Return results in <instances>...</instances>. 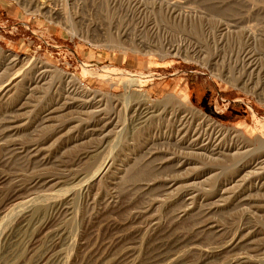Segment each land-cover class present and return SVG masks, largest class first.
<instances>
[{
	"label": "rangeland",
	"instance_id": "374dc122",
	"mask_svg": "<svg viewBox=\"0 0 264 264\" xmlns=\"http://www.w3.org/2000/svg\"><path fill=\"white\" fill-rule=\"evenodd\" d=\"M39 1L0 0V264H264V0Z\"/></svg>",
	"mask_w": 264,
	"mask_h": 264
},
{
	"label": "bare ground",
	"instance_id": "6f19581e",
	"mask_svg": "<svg viewBox=\"0 0 264 264\" xmlns=\"http://www.w3.org/2000/svg\"><path fill=\"white\" fill-rule=\"evenodd\" d=\"M38 6H40V8H42V9H45V10H52V8H51V5H49V3H48V1H46V0H40L39 1V3L37 4ZM45 12V11H44ZM53 13V12H52ZM124 40V39H123ZM111 43V42H110ZM131 45V44H130ZM1 50V49H0ZM11 55V54H10ZM12 56H14V57H16V58H14V60L13 59H11V60H13V63L14 64H16L17 62H18V58L19 57H17V54L15 55V54H12ZM26 57V56H25ZM23 59V58H22ZM27 59V58H26ZM25 59V60H26ZM12 63V64H13ZM13 64V65H14ZM23 64V63H22ZM11 66V65H10ZM45 66L48 68V69H50V68H52L53 69V67L52 66H50L49 64H45ZM12 67V66H11ZM105 73L107 72V71H104ZM63 74V73H62ZM107 74H108V72H107ZM64 75V77L65 78H67L68 80H71L72 81V84L74 83V85H75V87H76V91L78 92H80V93H82V94H97V93H100V91H97V90H92L88 85H85L82 81H80V79L79 78H77L76 77V75L74 76V75H70V74H63ZM47 76V75H46ZM133 90V89H132ZM130 92H131V90H130ZM103 93V92H102ZM108 95H112L111 93H107ZM106 94V95H107ZM139 95V97H140V103L142 104V106H143V111H142V114H143V117H145L146 116V119L148 118V116H151V115H153L156 111H157V106H156V104L155 103H157V101L155 102V100H153L152 98H151V96L148 94V93H146V92H143V93H139L138 94ZM181 100L182 101H180V102H182V103H180L181 105L183 104V105H185L186 107H187V109H188V111L189 110H191V111H194V112H191L192 114L193 113H199V114H201V115H203L204 117H209L208 115H206L205 113H203L200 109H198V108H196L193 104H192V102L189 100H185L184 98H182L181 97ZM179 101V100H178ZM159 102V101H158ZM141 106V107H142ZM190 113V112H189ZM213 121V120H212ZM214 122V121H213ZM214 126H215V124H214ZM218 126V125H217ZM220 128V127H219ZM107 167H108V165H107V162H104L103 163V165L101 166V168L97 171V172H95V179H99V178H102V176H104V174H105V172H106V170H107ZM88 188V186H85V190ZM24 220V219H23ZM44 225H46V223L44 224ZM230 245V244H229ZM225 246V245H224Z\"/></svg>",
	"mask_w": 264,
	"mask_h": 264
}]
</instances>
